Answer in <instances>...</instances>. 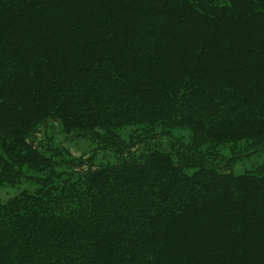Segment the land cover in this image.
I'll return each instance as SVG.
<instances>
[{"label":"trees","instance_id":"obj_1","mask_svg":"<svg viewBox=\"0 0 264 264\" xmlns=\"http://www.w3.org/2000/svg\"><path fill=\"white\" fill-rule=\"evenodd\" d=\"M22 184L0 264H264V0H0V186Z\"/></svg>","mask_w":264,"mask_h":264},{"label":"rangeland","instance_id":"obj_2","mask_svg":"<svg viewBox=\"0 0 264 264\" xmlns=\"http://www.w3.org/2000/svg\"><path fill=\"white\" fill-rule=\"evenodd\" d=\"M182 136L181 134H179ZM57 142L61 144L62 146L68 148L70 152L74 156H85V158L90 157L91 155L94 154V151H96L95 154V162L100 163L106 160H111L112 155L110 152L107 151H101L97 150V146L91 143L90 141H85L81 139H72L67 136H62L61 134H57ZM225 154H227L225 152ZM251 163L244 161V164L240 163L238 165V168L240 172L245 168H249ZM24 190H34V187L29 185V184H22V185H17V186H10V185H5V186H0V203H5L11 198L19 195L22 191Z\"/></svg>","mask_w":264,"mask_h":264}]
</instances>
